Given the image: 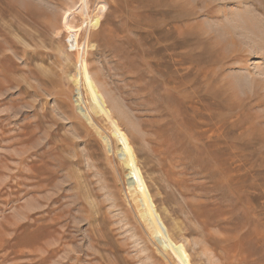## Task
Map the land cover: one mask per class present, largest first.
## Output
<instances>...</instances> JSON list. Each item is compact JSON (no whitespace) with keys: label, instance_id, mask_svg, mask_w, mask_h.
<instances>
[{"label":"rangeland","instance_id":"1","mask_svg":"<svg viewBox=\"0 0 264 264\" xmlns=\"http://www.w3.org/2000/svg\"><path fill=\"white\" fill-rule=\"evenodd\" d=\"M86 2L0 0V264H176L82 67L186 263L264 264V0Z\"/></svg>","mask_w":264,"mask_h":264},{"label":"bare ground","instance_id":"2","mask_svg":"<svg viewBox=\"0 0 264 264\" xmlns=\"http://www.w3.org/2000/svg\"><path fill=\"white\" fill-rule=\"evenodd\" d=\"M85 6L87 5V2L85 0ZM97 15V13H96ZM102 16V15H101ZM101 17H95L93 20L90 22V25H97L101 20ZM68 25V24H67ZM67 30V29H66ZM78 35V34H76ZM75 35V36H76ZM78 37H76L74 40L78 44ZM73 43V42H72ZM71 43V44H72ZM76 47V44H75ZM81 66V65H80ZM81 69V68H80ZM86 69V68H85ZM87 70H84L82 67V76L84 80V88L89 95L90 102L93 104L94 108L96 111L101 114L104 119L108 121L111 126H114L116 129V139L117 142L119 143L120 146V151H121V157H122V162L125 165V167L128 169V172L131 176V178L134 180V183L136 185V199L138 201V204L140 206L141 211L143 212L145 218L147 219V222L149 226L151 227V230L153 231V237L159 245L163 248V251L168 253L171 258L176 262V264H187L186 260L182 257V255L179 253L178 249L176 246L172 244L171 237L169 236L168 231H165V227L162 225V220L160 215L158 214L155 205L153 203L152 197L149 194L147 190V186L145 184V180L141 174V170L137 161V158L135 156V153L128 141V139L123 135L121 132L119 126L117 125L116 121L111 117L110 112L108 111L105 103L103 100L100 98L96 87L89 77L90 74L88 75L86 73ZM113 127V128H114ZM67 159V158H66ZM56 169V168H55ZM56 171V170H55ZM62 171V170H61ZM70 172V171H69ZM72 175V174H71ZM73 185V184H72ZM46 187V186H45ZM35 189V188H34ZM9 190V189H8ZM58 192V191H57ZM77 192V191H76ZM52 194V193H51ZM78 195V194H77ZM21 196V195H20ZM32 207V206H31ZM56 207V206H54ZM84 209V208H83ZM28 213V212H27ZM77 213V212H75ZM141 214V213H140ZM23 218V217H22ZM96 219V218H95ZM19 220V219H18ZM161 220V221H160ZM40 221V220H39ZM7 225V224H6ZM33 225V224H32ZM26 226V225H25ZM28 227V226H27ZM13 228V227H12ZM16 228V227H15ZM92 228V227H91ZM70 230V229H69ZM11 233V232H10ZM9 233V234H10ZM7 234V233H6ZM3 232L0 231V250L2 249V242L1 239H3ZM12 236V235H11ZM62 236V235H61ZM59 237V235H58ZM47 243V242H46ZM48 244V243H47ZM60 244V243H59ZM4 245V244H3ZM48 246V245H47ZM48 248V247H47ZM45 249V247H44ZM51 249V248H50ZM69 249V248H68ZM7 251V249H5ZM48 250V249H47ZM100 250V249H99ZM45 251V250H44ZM43 252V251H42ZM48 252V251H47ZM49 251L48 253H50ZM7 254H10L9 251L6 252ZM17 253V251L15 252ZM30 253V252H29ZM40 253V251H38ZM45 253V252H44ZM2 254V253H1ZM23 254V253H22ZM68 254V253H67ZM75 254V253H74ZM44 255V254H43ZM8 259V258H7ZM37 259V258H36ZM2 260V259H1ZM58 260V259H57ZM5 261V260H4ZM35 261V260H34ZM60 261V260H59ZM25 262V261H23ZM66 263V262H65ZM4 264V263H2ZM82 264V263H81ZM87 264V263H86Z\"/></svg>","mask_w":264,"mask_h":264}]
</instances>
